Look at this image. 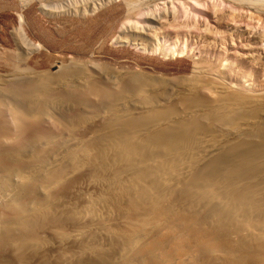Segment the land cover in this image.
<instances>
[{
  "label": "bare ground",
  "instance_id": "bare-ground-1",
  "mask_svg": "<svg viewBox=\"0 0 264 264\" xmlns=\"http://www.w3.org/2000/svg\"><path fill=\"white\" fill-rule=\"evenodd\" d=\"M17 35L21 63L39 44ZM206 67L0 75V264H161V241L200 264L264 252V77Z\"/></svg>",
  "mask_w": 264,
  "mask_h": 264
},
{
  "label": "rangeland",
  "instance_id": "rangeland-1",
  "mask_svg": "<svg viewBox=\"0 0 264 264\" xmlns=\"http://www.w3.org/2000/svg\"><path fill=\"white\" fill-rule=\"evenodd\" d=\"M105 1L0 0V75L91 63L150 76L186 77L195 66L219 63L231 81L244 76L241 81L252 86L264 77V0ZM128 1L135 7L127 8ZM125 18L128 24L121 34L129 41L117 44ZM153 18H160L159 24L149 21ZM18 33L31 45L39 44L21 63ZM142 34L157 38L150 41L152 49L138 36ZM159 45L168 48L167 55L153 51ZM154 251L161 264H200V252L184 243L177 244L176 255L168 259L158 257L170 253L162 241ZM224 264H264V252L231 254Z\"/></svg>",
  "mask_w": 264,
  "mask_h": 264
},
{
  "label": "crops",
  "instance_id": "crops-1",
  "mask_svg": "<svg viewBox=\"0 0 264 264\" xmlns=\"http://www.w3.org/2000/svg\"><path fill=\"white\" fill-rule=\"evenodd\" d=\"M17 50H18V47H17Z\"/></svg>",
  "mask_w": 264,
  "mask_h": 264
}]
</instances>
